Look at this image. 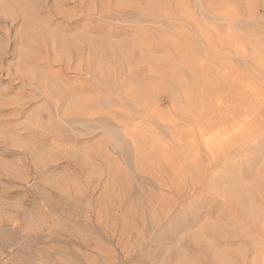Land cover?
Segmentation results:
<instances>
[{"label":"rangeland","instance_id":"rangeland-1","mask_svg":"<svg viewBox=\"0 0 264 264\" xmlns=\"http://www.w3.org/2000/svg\"><path fill=\"white\" fill-rule=\"evenodd\" d=\"M0 264H264V0H0Z\"/></svg>","mask_w":264,"mask_h":264},{"label":"bare ground","instance_id":"bare-ground-1","mask_svg":"<svg viewBox=\"0 0 264 264\" xmlns=\"http://www.w3.org/2000/svg\"><path fill=\"white\" fill-rule=\"evenodd\" d=\"M216 151V150H215Z\"/></svg>","mask_w":264,"mask_h":264}]
</instances>
